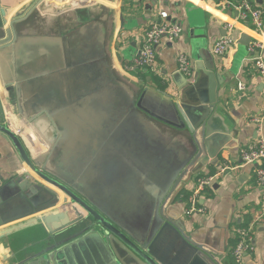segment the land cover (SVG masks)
<instances>
[{"label": "water", "instance_id": "water-1", "mask_svg": "<svg viewBox=\"0 0 264 264\" xmlns=\"http://www.w3.org/2000/svg\"><path fill=\"white\" fill-rule=\"evenodd\" d=\"M43 3L44 0L40 1L38 6ZM34 10L8 21V11L0 8V64L19 44L17 26ZM66 13L80 22L79 17L85 12L81 16L74 10ZM78 32L72 33V37ZM250 41L243 36L241 43L249 45ZM96 42H89L85 54L72 50L71 57L66 58V104L54 109L22 103L21 86L5 79L0 66V134L11 142L37 179L55 187L71 201L56 213L38 215L56 208L61 200L56 190L39 181L20 192L15 201L4 198L1 206L19 203V209L11 216L37 215L0 232V242L10 247L12 255L5 261L12 264H220L207 247L186 235L181 220L169 215L171 203L183 184L210 164L209 158L216 162L211 165L219 162V153L211 150L214 141L211 113L215 110L220 77L201 62L197 64L194 85L182 73L176 75L174 80L182 90L183 121L175 110L164 115L155 104L151 110L144 108L146 94L137 99L132 90L117 81ZM13 86L17 101L11 94ZM145 115L181 131L186 139L189 129L196 141L195 152L190 155V141L184 140L182 150L174 144L168 145L167 137ZM109 120L117 121V125L112 122L106 125ZM103 128L108 136L99 142L96 134L103 132ZM91 134L97 138L93 140ZM220 139L226 141L225 137ZM159 147L168 152L162 163L165 171L155 170L152 180H148L143 166L147 167L154 158L161 160ZM117 148L122 151L120 161L133 171L117 188L118 204L127 207L124 219L130 221V227L120 217L115 222L82 190L83 175L90 163L87 156L92 159L100 153L91 161L97 164L107 161L112 153L116 160Z\"/></svg>", "mask_w": 264, "mask_h": 264}, {"label": "crops", "instance_id": "crops-1", "mask_svg": "<svg viewBox=\"0 0 264 264\" xmlns=\"http://www.w3.org/2000/svg\"><path fill=\"white\" fill-rule=\"evenodd\" d=\"M40 1L0 0V8L9 13L8 21L19 15L24 17L35 9L17 26L19 44L0 64L5 79L21 86L22 103L39 109H54L66 104V58L71 57L72 50L85 51L91 41H97L117 81L129 76L132 80H128L146 94V99H151L157 111L169 115L175 110L183 121L180 111L182 90L174 80L180 73V55L185 54L191 61L193 78L187 79L189 84H195L199 62L214 69L216 77L222 81L218 85L215 110L211 113V137L214 139L211 150H217L219 162L211 165L216 162L209 158L210 164L183 184L171 203L169 215L174 220H181L186 235L207 247L220 264H238L233 255L238 243L237 230L252 227V250L240 264H264V187L256 183V167H242L241 159L245 148L259 138L264 139V127L259 132L251 123L264 112V80L249 52L253 43L264 44V35L254 32L249 23L239 19L238 0H44L38 6ZM252 1L255 6L264 7V0ZM70 10L79 16L85 12V16H78L81 21L77 22L66 13ZM161 11L167 12L169 20L182 27L181 37L174 43L164 40L157 47L155 73H125L126 67L141 51L148 29L160 21ZM227 24L234 26L235 45L224 56L218 57L213 54V47L226 35ZM75 31H79L78 35L72 37ZM243 36L251 39L249 45L241 43ZM239 85H243L245 91H240ZM11 94L17 101L14 86ZM169 128L176 133L175 139L169 134L168 145L179 144L182 150L190 141V155L195 152L196 141L189 129L186 131L190 139H186L181 131ZM220 137H225L226 141H221ZM225 167L229 169L199 199V206L205 207L206 212L188 214L190 204L182 200V193L192 195L199 178L215 175ZM36 181L56 190L61 199L56 208L38 215L56 213L70 205V199L62 192L36 178L11 142L0 134V192L3 193H0V232L37 216H11L19 209L17 202H13V206H1L4 198L15 201L20 192L28 190ZM10 256V247L0 242V264H12L10 260L5 261Z\"/></svg>", "mask_w": 264, "mask_h": 264}, {"label": "built area", "instance_id": "built-area-1", "mask_svg": "<svg viewBox=\"0 0 264 264\" xmlns=\"http://www.w3.org/2000/svg\"><path fill=\"white\" fill-rule=\"evenodd\" d=\"M238 12L239 19L244 23H249V26L254 32H258L264 35V7L255 6L252 0H238ZM160 21L155 22L148 29L145 34L144 45L139 54L133 59L131 65L126 67V72L129 75H134L132 72L138 71H150L154 72L157 55V47L166 40L169 43L176 42L182 35V27L173 23L169 20V14L161 11L159 14ZM171 19V18H170ZM226 35L220 38L213 47V54L221 57L224 56L229 48L235 45V40L232 37V31L234 26L227 24ZM264 50V44L261 42L253 43L249 52L253 56V61L257 67L261 77L264 80V57L262 51ZM179 72L182 73L187 79L193 78V69L191 61L185 54H181L179 59ZM155 73V72H154ZM240 91H245L243 85H239ZM6 117L8 125L11 126V118L9 113L6 111ZM251 123L255 125L259 132L264 127V112L259 116L251 120ZM242 167L255 166L256 172V183L264 187V139L259 138L258 141L245 148L241 153ZM229 169V167L223 168L219 173L206 177L199 178L192 195L189 198V209L188 214L195 212L205 213L206 209L203 206H199V199L201 195L219 180V177ZM252 227L240 228L237 230L238 243L234 249L233 255L236 263L240 264L244 256L252 250Z\"/></svg>", "mask_w": 264, "mask_h": 264}, {"label": "flooded vegetation", "instance_id": "flooded-vegetation-1", "mask_svg": "<svg viewBox=\"0 0 264 264\" xmlns=\"http://www.w3.org/2000/svg\"><path fill=\"white\" fill-rule=\"evenodd\" d=\"M143 106L144 108L151 110L152 109L151 107L153 106L151 99L147 98L143 103ZM169 134L170 132H166L165 136L169 138ZM174 145H176L178 148H181L179 144L174 143ZM158 151L161 154L160 157L163 163V159L165 161L164 154L168 152L163 150L161 147H159ZM99 155L100 153H97L96 155H94L92 159L95 161ZM167 157H169V154L167 155ZM89 160L90 159L87 156V163H89L88 162ZM98 164L90 162L87 165L86 172L84 173L86 177L84 176L83 178L84 183L82 187L84 194L90 201L96 202L95 204L115 222H117V217H120L123 219L125 226L130 227L131 226L130 221L124 219L126 217V215L124 214L125 212H127V207L123 208L120 207V205L118 204L119 201L117 200V188L120 182H125L126 179L133 174V171L132 170L126 171L121 175L117 170V161L113 159V153H112V157H109L107 161L105 160L102 163L100 161ZM92 171H94V173L90 175V172ZM87 176L90 177L92 176L90 178L92 182L89 181ZM113 199H116V203L113 202Z\"/></svg>", "mask_w": 264, "mask_h": 264}, {"label": "rangeland", "instance_id": "rangeland-1", "mask_svg": "<svg viewBox=\"0 0 264 264\" xmlns=\"http://www.w3.org/2000/svg\"><path fill=\"white\" fill-rule=\"evenodd\" d=\"M125 77H126V75H125ZM127 77L128 78H125V79L124 78H119L118 80H119V82L123 83L124 85L129 86L132 89V91L134 93V96L138 99L141 95H143L142 94V91L135 84L131 83L128 80V79H131L132 80V78H130L129 76H127ZM146 119L149 120L151 123L155 124L161 130L162 134L165 135L166 132H170L171 137L175 139V133L176 132H174L173 130H171L169 127H167L166 125L158 122L157 120L148 119V117H146ZM111 122L112 121L109 120V122L106 125H110ZM113 124L117 125V121L115 123H113ZM106 125H105V127H106ZM104 129L105 128L102 129L103 132H101L99 134H96V135H99V142L102 141V140H104L108 136L107 132L104 131ZM114 132H115L116 138H117V128L114 130ZM94 136L95 135L91 134V137L93 138V140H95L97 138V136L96 137H94ZM89 145L91 146V143L90 142H89ZM121 155H122V151L117 148V154H116V156H117V159H116V161H117V170L122 175L124 173V170L125 171H129L131 169L129 167H126V165H124L123 162L120 161L121 160L120 159ZM89 159L90 160L88 162L93 161L91 158H89ZM86 168H87V166H86ZM155 170H158V171L163 170V171H165V167L163 166L162 161L160 159H158V161H156V158H154L153 159V162L152 163H149L147 167L146 166H143V170L142 171L144 172V176L146 177V179H148V180L151 179L152 180V174L154 173ZM93 173H94V171L90 172V175H92ZM91 177L90 176H87V178L89 179V181H91V179H90ZM113 202L116 203V199H113ZM88 223H90V222L88 221Z\"/></svg>", "mask_w": 264, "mask_h": 264}, {"label": "trees", "instance_id": "trees-1", "mask_svg": "<svg viewBox=\"0 0 264 264\" xmlns=\"http://www.w3.org/2000/svg\"><path fill=\"white\" fill-rule=\"evenodd\" d=\"M161 86H164V88L166 87V85H163V84H161ZM130 90H131V88L129 87V86H127ZM163 88V87H162ZM190 194H189V192H183L182 193V200L183 201H187L188 203H189V198H190Z\"/></svg>", "mask_w": 264, "mask_h": 264}, {"label": "bare ground", "instance_id": "bare-ground-1", "mask_svg": "<svg viewBox=\"0 0 264 264\" xmlns=\"http://www.w3.org/2000/svg\"><path fill=\"white\" fill-rule=\"evenodd\" d=\"M210 176V175H209Z\"/></svg>", "mask_w": 264, "mask_h": 264}]
</instances>
